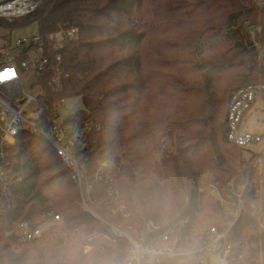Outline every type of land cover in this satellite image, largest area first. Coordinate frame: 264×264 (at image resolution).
<instances>
[{
    "label": "trees",
    "instance_id": "obj_1",
    "mask_svg": "<svg viewBox=\"0 0 264 264\" xmlns=\"http://www.w3.org/2000/svg\"><path fill=\"white\" fill-rule=\"evenodd\" d=\"M31 24L45 41L64 26L76 30L53 50L68 74L60 95L78 96L77 120L99 124L80 162L89 172L98 162L113 169L130 217L105 204L91 208L127 233L148 220L161 232L182 221L185 250L201 247L212 227L227 230L229 264H264V154L256 164L244 156L229 161L221 146L230 93L264 77L246 29L260 25L256 38L264 42V8L242 0H40L24 17L0 18L9 31ZM165 125L178 145L158 160L155 140ZM16 138L8 157L10 208L0 214V264H123L128 241L105 238L107 226L83 208L73 172L51 144L25 128ZM54 215L59 222L42 236L12 249L5 232L13 225ZM90 236L93 248L84 254ZM210 254L153 264H203L202 255L209 264Z\"/></svg>",
    "mask_w": 264,
    "mask_h": 264
},
{
    "label": "built area",
    "instance_id": "obj_2",
    "mask_svg": "<svg viewBox=\"0 0 264 264\" xmlns=\"http://www.w3.org/2000/svg\"><path fill=\"white\" fill-rule=\"evenodd\" d=\"M246 6L264 8V0H242ZM40 0H0V17L8 20L24 17L33 12ZM246 29L256 49L259 59L264 63V42L256 36L261 33L260 25L246 24ZM75 28L64 26L52 33L45 41L37 32L14 39L6 38L0 42V74H8L0 83V214L10 208L12 187L8 171V157L11 147L16 143L21 128L31 134L43 137L51 144L58 157L71 168L80 193L83 208L107 226L105 238L115 241L124 237L129 243V253L123 264H153L157 259L170 260L176 256L207 250L209 264H229V246L225 234L210 228L209 238L197 250L183 249L182 242L188 239L182 230L183 222L160 231L159 225L148 220L143 229L125 232L116 225L100 218L91 208L92 204H105L113 214L130 217L124 198L114 182V171L106 162H98L93 171H87L80 162L79 153L86 147L87 136L99 129V124L79 121L67 103L68 98L60 95L68 74L63 69L59 52L62 43L75 36ZM257 99L264 101V82L247 85L230 93L226 113L225 141L242 149L261 145L259 152L264 154V133H252L239 129L244 114ZM166 143V140L163 141ZM260 160V159H259ZM255 160L252 164H256ZM118 170V168H115ZM236 211L242 206L241 192L236 195ZM60 219L59 215L35 226L28 221H18L6 235L13 236L15 244L39 238ZM233 223V222H232ZM231 223V225H232ZM91 249L85 244L84 252ZM206 256H199L206 263Z\"/></svg>",
    "mask_w": 264,
    "mask_h": 264
},
{
    "label": "rangeland",
    "instance_id": "obj_3",
    "mask_svg": "<svg viewBox=\"0 0 264 264\" xmlns=\"http://www.w3.org/2000/svg\"><path fill=\"white\" fill-rule=\"evenodd\" d=\"M0 18L7 19L5 17H0ZM36 32H37L36 26L34 24L15 28L11 31L0 27V42H2L6 38L14 39L19 36L23 37V36L35 34ZM258 60H259V66H261V69L264 70V63H262L259 57H258ZM256 82L257 83L264 82V77L261 78L260 73L258 76V80H256ZM67 103L71 107L69 109V112H76L80 110L81 108H83L82 101L78 96H73V97L68 98ZM169 128L170 127L168 125H165V127H163L161 131H159L156 135L155 143L157 147L158 160L161 159L164 153H167V154L171 153L177 148L178 140L175 135L176 133H171ZM239 129L241 131H248V132L258 133V134L264 133V101H260V99L256 100L253 106L244 114ZM164 140H166V143L163 142ZM221 146L223 149L226 150L225 155L229 159V161H232L234 159H238V160L242 159L243 156L246 158V160L248 159L249 163H253L255 162V160L260 159V156L258 154L260 150L262 149L261 145L251 146L248 149H243L242 152L239 148H236L234 147V145H231L229 143L227 144L224 141L221 143ZM210 187L213 189L215 188V185H212ZM212 189L210 190V194L212 195V197H217L218 196L217 190H214V189L212 190ZM98 216L102 218V216L100 215ZM59 220L57 221V223L59 222ZM91 241H92V237L91 236L87 237L86 241L82 245V253L86 254L92 250L93 246H92ZM87 243L91 245V249L87 252H84L83 249L85 247V244ZM15 246L17 247V250H15L16 252L20 251L23 247L19 243L15 244Z\"/></svg>",
    "mask_w": 264,
    "mask_h": 264
},
{
    "label": "snow or ice",
    "instance_id": "obj_4",
    "mask_svg": "<svg viewBox=\"0 0 264 264\" xmlns=\"http://www.w3.org/2000/svg\"><path fill=\"white\" fill-rule=\"evenodd\" d=\"M8 74H0V83H4Z\"/></svg>",
    "mask_w": 264,
    "mask_h": 264
}]
</instances>
